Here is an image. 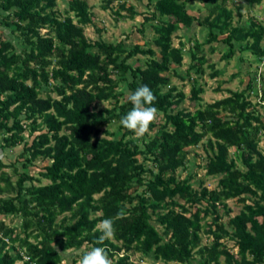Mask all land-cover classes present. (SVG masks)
<instances>
[{"label":"trees","instance_id":"16d2710c","mask_svg":"<svg viewBox=\"0 0 264 264\" xmlns=\"http://www.w3.org/2000/svg\"><path fill=\"white\" fill-rule=\"evenodd\" d=\"M89 1L69 0L61 14L58 0H0V148L23 143L24 167L50 160L40 172L49 180L43 184L0 155V214L22 217L19 226L0 220L7 238H0V264H61L57 249L93 246L104 247L112 264H134V253L160 264H264V117L250 98L260 94L264 101V87L259 91L254 77L245 89L190 111L181 106L184 91L172 85L174 75L182 77L178 67L186 54V43L175 46L173 34L195 22L208 29L205 43L224 36L229 50L223 58L239 48L263 60L264 24H235L228 4L264 0H148L154 6L143 28L149 23L155 37L134 47L88 37L86 27L94 23ZM192 1L202 2L207 15L191 14ZM129 2L104 0V7L134 18L140 12ZM195 48L202 44L190 49L188 73L198 76L207 60ZM139 54L148 56L145 65ZM219 74L214 69L211 76ZM193 78L191 98L199 101L204 88ZM145 84L156 97L158 116L150 128L157 130L137 138L120 125L132 108L128 97L121 101ZM112 100L111 107L100 105ZM205 138L206 174L219 176L213 189L195 188V173L180 175L191 163L189 148ZM11 166L17 181L5 172ZM231 198L243 206L225 221ZM120 210L126 215L116 218ZM107 218H114L115 235L100 244L97 226Z\"/></svg>","mask_w":264,"mask_h":264},{"label":"rangeland","instance_id":"374dc122","mask_svg":"<svg viewBox=\"0 0 264 264\" xmlns=\"http://www.w3.org/2000/svg\"><path fill=\"white\" fill-rule=\"evenodd\" d=\"M92 6V12L94 14V23L86 27V34L92 40H97L103 38L109 42H120L124 41L128 47H134V44L140 43L144 44L147 40H152L155 37V30L149 25L143 28V21L145 19V14L153 9L154 4L147 6L148 0H130L129 3L134 4L136 9L140 12L134 18L122 19L117 14H115L114 9H116L117 1L114 3V7H104V0H90ZM69 0H58L57 9L59 13L63 14L65 9L68 7ZM228 7L234 10V23L238 24L240 22H249L253 19H257L264 24V3L262 4H249L242 2H229ZM189 12L200 18L207 15L208 9L200 1H192L189 3ZM123 14L130 13L129 11L122 10ZM0 27H2L0 25ZM1 29V28H0ZM2 29H4L2 27ZM47 32V29L42 31ZM7 36H10L9 31H7ZM208 37V29L202 25L195 22L192 27L183 26L173 34V44L175 46L180 45V41L186 43L185 49L186 54L183 61V65L179 66V71L181 76L174 75L172 79V85H176L178 90H183L186 94V98L182 103V107L195 111L200 106L206 103L213 102L217 99L224 98L230 95L229 90H243L247 87L248 83L252 78L256 77V87L260 91L264 87V59L261 61L257 60V57L253 54L251 50H240L237 48L236 54L229 58H223V54L229 50V45L225 43L221 36L220 40L214 41L212 43H205ZM198 42L202 44V49L199 50L195 48L198 55H205L206 62L203 64L205 72L197 76V74L189 75L188 70L192 63H194L193 56L190 53V49ZM264 44V40L262 42ZM155 49H158L156 44H152ZM216 50L212 51V47ZM199 50V51H198ZM139 59V64L145 65L148 56L137 55L135 57ZM214 65V68L211 66ZM214 69L219 70L220 74L217 77H212V72ZM198 79V84L204 88V91L200 94L201 99L199 101L191 98L192 90L194 85V78ZM56 96V93H53ZM129 92L122 97V101L127 99ZM256 108L264 117V101L261 100V95L251 94L250 97ZM114 101H102L100 105L102 107L113 106ZM117 125H111L109 129L115 131ZM157 130V127L150 128L147 133L148 136H153ZM28 136V131L25 132ZM105 136V133H102ZM110 137V136H108ZM34 136H28V140L32 141ZM205 138L203 142L196 147L189 148V158L191 163L187 170H180V175L182 178L186 177L189 173H195V177L192 179L193 186L195 188H200L201 183L204 186H208L210 189L218 187L219 176H209L206 174L205 157L207 154ZM3 143V135L0 134V145ZM261 147L264 149V135L262 141L260 142ZM1 147V146H0ZM24 144L21 143L14 147H8L5 149L0 148V155L6 163H15L19 171H26L34 175L35 177H40L43 184L48 183L49 180L42 178L40 172L44 170V166L50 163V160H38L35 165L30 167H24L22 162H20V153L23 150ZM234 151V148L231 149ZM16 167L11 166L5 168V172L12 177L13 181H17L19 174ZM1 175V173H0ZM31 181H27L30 184ZM34 183L39 184V181H34ZM228 205L231 207L232 211L230 215H225L224 220L228 221L231 216L238 214L242 209V203H239L237 199H228ZM221 212L224 213V208H221ZM0 220H5L6 223L12 226H19L22 223V217L18 215L5 216L0 214ZM156 226L162 231L163 226L154 222ZM203 243L209 241L208 234L202 232ZM229 245L237 250L234 241L230 240ZM86 251V247L81 249H71L65 253L69 257V264H76L73 260L82 255ZM134 264H160L159 262H154L152 258L146 257L142 258L141 253H134L132 256ZM16 264H24L23 261H17Z\"/></svg>","mask_w":264,"mask_h":264},{"label":"clouds","instance_id":"9594fccd","mask_svg":"<svg viewBox=\"0 0 264 264\" xmlns=\"http://www.w3.org/2000/svg\"><path fill=\"white\" fill-rule=\"evenodd\" d=\"M156 97L148 85L138 87L128 96L132 108L120 119V125L133 133L135 137L142 138L150 130V125L155 122L158 116V109L153 106ZM126 213L123 210L117 212L116 218H123ZM101 235L98 237V243L102 244L105 240H110L115 235L114 218H107L97 226ZM0 238L7 242V238L0 233ZM58 251L63 257L61 264H69V257L65 254L66 250ZM30 256H24V261H30ZM76 264H112L108 253L104 247L93 246L85 251L76 261Z\"/></svg>","mask_w":264,"mask_h":264}]
</instances>
